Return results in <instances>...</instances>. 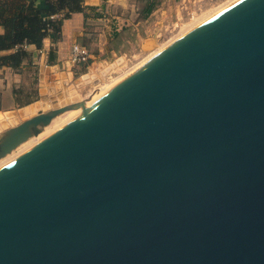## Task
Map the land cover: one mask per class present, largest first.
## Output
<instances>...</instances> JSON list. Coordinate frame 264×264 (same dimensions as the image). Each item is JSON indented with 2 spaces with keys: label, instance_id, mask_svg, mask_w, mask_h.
<instances>
[{
  "label": "water",
  "instance_id": "water-1",
  "mask_svg": "<svg viewBox=\"0 0 264 264\" xmlns=\"http://www.w3.org/2000/svg\"><path fill=\"white\" fill-rule=\"evenodd\" d=\"M40 73V101L62 99L45 55ZM38 104L0 113V160L85 101ZM0 264H264V0L228 6L1 167Z\"/></svg>",
  "mask_w": 264,
  "mask_h": 264
},
{
  "label": "crops",
  "instance_id": "crops-1",
  "mask_svg": "<svg viewBox=\"0 0 264 264\" xmlns=\"http://www.w3.org/2000/svg\"><path fill=\"white\" fill-rule=\"evenodd\" d=\"M44 1L39 0L38 3L42 5ZM148 1L85 0L83 12L74 13L63 21L61 36L56 43L48 37L41 49L34 46L27 48L31 58L19 70H0V113L32 107L46 95L47 91L40 86L43 55L51 68V82L58 91L64 82H71L72 77L83 68L71 61L74 44L87 48L93 60L113 55V42L125 39L131 33L139 38L142 46H152L155 41L152 37L159 32L153 24L163 26L170 17H179L181 3L180 0H158L157 8L144 18L142 12ZM90 8L100 13V17L93 15Z\"/></svg>",
  "mask_w": 264,
  "mask_h": 264
},
{
  "label": "rangeland",
  "instance_id": "rangeland-1",
  "mask_svg": "<svg viewBox=\"0 0 264 264\" xmlns=\"http://www.w3.org/2000/svg\"><path fill=\"white\" fill-rule=\"evenodd\" d=\"M237 1L238 0H190V2L184 7L179 5V11L181 13L179 17H170L169 20H167L163 24V26H159L158 23L153 24V27L159 30V32L158 34H154L155 37H152L155 40L152 42V46L151 44H146L144 46L139 44V38H137L133 33H131V35L128 37L126 36L125 39H116L113 42L114 44L112 45L115 49V53L113 55L111 54L106 58L101 57L98 58V60L92 59L89 64L83 65L81 71L77 72L76 75L72 77V81L69 82L68 85L69 87H72H70L71 89L68 88V86L66 88H64V86L60 87L61 90H59V92L64 95L62 99L53 101V99L50 97L51 99L49 98V100L46 99L40 101L38 106H40L43 111H46L52 108L61 107L62 105L69 104L76 100L85 101V98H88L90 94L93 95L94 93H96L97 89L103 86H107L106 88L109 90L114 85L129 76L128 74H132V71L135 70L134 68H137L136 66L142 65V63H145L144 61H146L147 63L151 60L150 58L155 57L162 50L178 40L179 37L181 38V35L184 36L189 31L193 30L197 26L207 21L209 18L213 17L217 13L230 6V4H234ZM206 14H208L209 16ZM162 45H164V47ZM160 47H163L164 49H161ZM159 48L161 49V51H157L158 53L156 54L155 52L156 50H159ZM153 52L156 55H153ZM72 92H75L76 95L69 98V94ZM36 113L37 111H35L31 115H24L23 117L20 116V119L21 121L27 120ZM64 121L65 119L55 123L56 125L54 124L52 126L53 129L51 128L49 131L53 134L72 120L69 119L66 123H64ZM58 124L60 125L57 126ZM54 130L56 131L54 132ZM51 133L50 135H52ZM50 135L48 134V136ZM33 140L34 138L29 140L28 144L33 143ZM26 146L20 148L15 152L17 156L22 153V149L25 153L26 151L34 147L32 146L28 148ZM24 148L26 150H24ZM14 157H16V155ZM4 165L0 166V168Z\"/></svg>",
  "mask_w": 264,
  "mask_h": 264
},
{
  "label": "trees",
  "instance_id": "trees-1",
  "mask_svg": "<svg viewBox=\"0 0 264 264\" xmlns=\"http://www.w3.org/2000/svg\"><path fill=\"white\" fill-rule=\"evenodd\" d=\"M106 1V0H104ZM158 0H149L142 16L146 18L157 8ZM0 0V70H19L31 58L28 47H43L50 37L55 43L60 39L62 24L74 13L85 10V0ZM93 15L100 13L90 8Z\"/></svg>",
  "mask_w": 264,
  "mask_h": 264
},
{
  "label": "bare ground",
  "instance_id": "bare-ground-1",
  "mask_svg": "<svg viewBox=\"0 0 264 264\" xmlns=\"http://www.w3.org/2000/svg\"><path fill=\"white\" fill-rule=\"evenodd\" d=\"M231 3V2H230ZM230 5H232V4H230ZM221 9V8H220ZM218 10V9H217ZM216 11V10H215ZM217 12V11H216ZM213 13V12H212ZM206 15H208V14H206ZM209 16V15H208ZM210 16H212V15H210ZM206 17V16H205ZM204 17V18H205ZM203 18V19H204ZM206 19V18H205ZM210 19V18H209ZM200 20V19H199ZM197 23H198V21H197ZM194 24V23H193ZM195 27V26H194ZM181 36H183V35H181ZM180 38V37H179ZM174 42V41H173ZM173 44V43H172ZM169 45V44H168ZM163 47H164V45H162ZM166 46V45H165ZM162 47V48H163ZM161 48V47H160ZM159 48V50H156V54L159 52V51H161V49ZM164 49V48H163ZM158 51V52H157ZM153 52V53H154ZM153 54V55H156V54ZM152 54V53H151ZM152 56V55H151ZM149 58V57H148ZM147 58V59H148ZM150 59H152V58H150ZM145 63H146V61H144ZM145 63H142V65H139V66H136L137 68H134L135 70L134 71H136V70H138L139 68H141ZM141 64V63H140ZM133 70V69H132ZM131 70V71H132ZM134 71H132V73L134 72ZM131 74V73H130ZM130 74H128V75H130ZM126 75V74H125ZM123 76V75H122ZM118 82V81H117ZM106 85V84H105ZM107 87V86H106ZM105 86H103V87H101V88H99V89H97V91H96V93H94L93 95L92 94H90L89 96H88V98H85V106L83 107V108H81V109H78V110H75V111H71V112H67V113H65V114H63V115H61V116H59L58 118H56V119H54L53 120V122L51 123V125L50 126H48V127H46L43 131H42V133H40L38 136H36V137H33L34 138V140H33V143H31V144H28V141L26 142V143H24L23 145H21L19 148H17L15 151H13L11 154H9L8 156H6L5 158H3V159H1L0 160V166H2V165H4V164H6V163H9V162H11V161H13V160H15L17 157H19V156H21L23 153H24V151H23V149H22V153L21 154H19L18 156H17V154L15 153L17 150H19L20 148H23L24 146H26V147H28V148H30V147H32V146H35V145H37V144H39L41 141H43L47 136H48V134L50 135V129L52 128V126L55 124V123H57V122H59V121H61V120H64L65 119V121H64V123H66L69 119L70 120H74L76 117H78L83 111H85L87 108H89L90 106H92L93 104H95L106 92H107V88H106ZM110 88V87H109ZM74 118V119H73ZM71 122V121H70ZM63 123V124H64ZM60 124H61V122H60ZM60 124H58L57 126H59ZM68 124V123H67ZM67 124H65V125H67ZM56 125V124H55ZM64 125V126H65ZM56 126V127H57ZM60 128V127H59ZM53 129V128H52ZM56 129V128H55ZM56 130H54V132H55ZM50 132V133H49ZM53 132V131H52ZM52 134V133H51ZM33 138H31V139H33ZM30 139V140H31ZM27 148V149H28ZM24 150H26L25 148H24ZM30 150V149H29ZM16 155V157H14Z\"/></svg>",
  "mask_w": 264,
  "mask_h": 264
},
{
  "label": "built area",
  "instance_id": "built-area-1",
  "mask_svg": "<svg viewBox=\"0 0 264 264\" xmlns=\"http://www.w3.org/2000/svg\"><path fill=\"white\" fill-rule=\"evenodd\" d=\"M190 0H180L181 6L184 7L186 4H188ZM71 61L75 65H86L89 64L92 61V55L90 51L82 47L79 44H74L73 50H72V56H71Z\"/></svg>",
  "mask_w": 264,
  "mask_h": 264
}]
</instances>
